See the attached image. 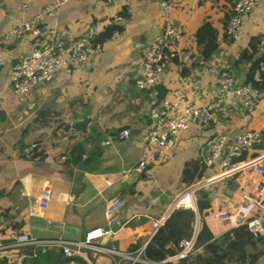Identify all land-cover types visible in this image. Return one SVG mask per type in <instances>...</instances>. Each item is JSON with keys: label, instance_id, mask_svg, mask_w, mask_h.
I'll use <instances>...</instances> for the list:
<instances>
[{"label": "crops", "instance_id": "obj_1", "mask_svg": "<svg viewBox=\"0 0 264 264\" xmlns=\"http://www.w3.org/2000/svg\"><path fill=\"white\" fill-rule=\"evenodd\" d=\"M24 1L28 4L26 13L32 14L53 0ZM161 1H65L43 23L44 32L55 27L62 36L75 38L90 24L102 22L103 29L116 24L118 33L100 40V51L70 76L59 70L28 96H21L8 80V68L24 56L34 38L29 33L22 38L5 37L26 14L20 0H0V240H7L11 233L24 232L39 239L79 241L91 227L99 225L110 231L118 224L109 238L112 246L120 250L145 246L154 235L152 219L161 218V204H172L185 188L179 181L184 161L200 157L202 145L216 129L232 135L251 128L261 132L262 139L252 151L233 159L240 168L206 167L197 181L204 184L195 191L201 189L209 195L210 207L204 219L212 234L217 236L230 229L215 215L218 211L233 210L244 194H255L260 175L250 162L256 156L264 157V0L243 16L239 35L229 43L219 40L229 0H165L170 5L168 14L159 5ZM114 15L120 18L114 20ZM167 19L172 30L167 49L174 51L176 60L164 68L157 84L171 100L208 106L215 121L207 126L190 125L165 153L149 160L140 171L136 164L144 150L142 135L150 122L149 96L146 90L136 87L135 78L142 74L149 44L163 35ZM204 20L218 29L219 43V49L206 60L191 37ZM253 38L258 43L252 52L248 42ZM209 63L227 67L237 82L249 79V71L254 69L250 78L257 82L259 92L252 114L245 115L237 97L221 94L207 71ZM182 65L187 68L185 74L180 73ZM43 110H48L51 118L47 125L38 126L36 116ZM81 121L101 138V155L86 170L62 165L66 159L63 151L73 141L65 126L73 128ZM122 128L130 129L128 137L117 136ZM34 144L38 148L29 147ZM90 146L87 142L86 147ZM40 148L46 154L40 155ZM37 160L40 162L35 164ZM46 195L50 197L42 205ZM119 196L125 198V203L109 222L107 203ZM70 247L88 264H112L104 253L74 244ZM35 249L37 255H32L29 247L23 264H56L65 256L56 243L49 244L45 251L38 245ZM0 259L1 264H6ZM257 264H264V255Z\"/></svg>", "mask_w": 264, "mask_h": 264}, {"label": "built area", "instance_id": "obj_2", "mask_svg": "<svg viewBox=\"0 0 264 264\" xmlns=\"http://www.w3.org/2000/svg\"><path fill=\"white\" fill-rule=\"evenodd\" d=\"M65 1L67 0H53L32 14H27L28 4L24 0H20V8L26 16L13 24L5 37L7 39L22 38L29 33L34 38V42L24 56L12 62L8 68V80L13 90L21 96H28L36 86L52 79L59 70H63L67 76H70L76 67L84 64L101 49L99 35L103 30L102 22L90 24L75 38L68 39L62 36L55 27H48L44 32L43 23L48 17L55 15ZM109 1L113 0H95L97 3ZM259 1L261 0H229L233 13L228 19L227 32L232 38L235 39L239 35L243 16L249 13ZM159 5L166 14L169 13L170 5L165 0H162ZM113 18L116 20L120 16L114 15ZM117 33L116 29L113 30L112 36H116ZM171 34L170 22L167 19L163 35L155 38L149 44L145 53V68L142 74L135 78L136 87L146 90L149 96L148 117L150 122L144 129L142 135L144 150L136 164V168L140 171L145 169L149 160H153L156 155L165 153L168 147L177 140L180 133L187 130L190 125L207 126L215 121L208 106L202 104L189 106L179 100H171L164 95H159L157 83L174 52L169 49L168 51L164 50ZM261 42L264 43V35ZM2 61L3 53L0 52V62ZM207 71L214 77L222 95L226 98L237 97L245 109V115L252 114L257 106L259 92L252 80L235 81L229 69L222 64L209 63ZM129 135V128H122L117 132L119 138H126ZM261 139V132L251 128L236 131L232 135L216 129L202 145L200 157L207 167L238 169L241 166L233 159L245 152L252 151ZM250 164L257 169L260 175L255 194L251 196L244 194L241 203L235 209L220 210L215 215L229 228L245 225L253 236L258 237L264 236V157L256 156ZM194 191L185 187L177 197L189 193L190 199L176 201V198L172 202V210L174 208H191L195 211L191 235L180 239L175 246V252L167 254L163 258L148 257L145 254V246L133 250H120L112 245L101 244L99 238L109 230H104L99 225L89 228L84 238L79 241H69L64 238L39 239L24 232L11 233L7 240H0V258H3L6 264H23L25 257L29 255V247H31V254L37 255L36 245L40 247L41 251H45L49 244L56 243L61 246L65 256L75 253L70 247V244H74L78 248H90L106 254L111 258L112 264H185L184 258H187L193 250L196 235L201 226ZM49 197L50 195H46L42 198V205L46 204ZM124 203L125 198L122 196L114 197L108 201L109 222L114 220V213ZM163 221L162 217L152 219L154 232ZM61 264L83 263L69 258Z\"/></svg>", "mask_w": 264, "mask_h": 264}, {"label": "trees", "instance_id": "obj_3", "mask_svg": "<svg viewBox=\"0 0 264 264\" xmlns=\"http://www.w3.org/2000/svg\"><path fill=\"white\" fill-rule=\"evenodd\" d=\"M233 13L232 7H228L226 15L223 19V34L221 39H226L227 43L232 42V38L227 32V24L230 15ZM118 30L116 24H109L103 29L99 35V39L104 41L109 38L113 30ZM218 29L209 21H202L197 29L191 34L192 39L199 48V52L204 60L209 59L213 52L218 48ZM258 39H251L248 42V49L256 51ZM221 47V45H220ZM167 49V43L164 47ZM247 49H242L244 53ZM247 53V52H246ZM175 59V53L171 56V61ZM170 61V62H171ZM169 62V63H170ZM168 63V64H169ZM167 64V65H168ZM185 66H181L180 73L185 74ZM250 69V67H249ZM254 73V69L249 71V79L256 85L250 76ZM159 95L163 96L165 91L157 84ZM35 121L38 126L47 125L51 114L48 110L39 111ZM67 127V128H66ZM70 130L69 139L73 141L63 151L66 159L62 165H76L82 169L90 168L100 157L102 148L100 145L101 138L93 132L92 129L87 130L85 122H78L70 126H65ZM91 131V132H90ZM76 137V138H74ZM90 142L91 146L86 147V143ZM29 147H37L38 144ZM40 155L46 154L41 148L38 149ZM61 156V155H60ZM206 165L201 157L189 158L184 161V165L180 172L179 181L182 186L188 187L197 182L206 170ZM197 212L201 221V226L197 232L194 242V248L187 258H184L185 264H257L264 255V236H253L245 225H238L214 236L207 226L204 215L210 207L208 192L197 189L194 192ZM195 219V211L191 208H174L170 215L156 229L154 235L145 245V254L152 259H160L167 254L175 252V246L182 238H187L193 230L192 222ZM170 246L167 248L166 245ZM136 246H133L135 248ZM199 247L201 250H199ZM1 264V259H0Z\"/></svg>", "mask_w": 264, "mask_h": 264}, {"label": "water", "instance_id": "obj_4", "mask_svg": "<svg viewBox=\"0 0 264 264\" xmlns=\"http://www.w3.org/2000/svg\"><path fill=\"white\" fill-rule=\"evenodd\" d=\"M3 65L0 63V68L2 67ZM40 161L37 160V161H34L35 164L39 163ZM204 184V181H199V182H196L189 187V189L191 190H195L196 188H199L200 186H202ZM213 196V193L210 194V197ZM172 207L173 205L172 204H168L167 202H164L163 204H161L160 208H159V213H161V217L165 220L171 213L172 211ZM118 227V224H114L112 226V228L110 229L109 232H107L106 234H104L102 237H101V244L105 245V246H111L112 243H111V240L109 239L111 234L113 233V231H115ZM76 259L78 261H80L81 263L83 264H88L86 262V260H84V258H82L81 256L79 255H70V256H64V258H62L59 262H57L56 264H61L64 260L66 259Z\"/></svg>", "mask_w": 264, "mask_h": 264}, {"label": "bare ground", "instance_id": "obj_5", "mask_svg": "<svg viewBox=\"0 0 264 264\" xmlns=\"http://www.w3.org/2000/svg\"><path fill=\"white\" fill-rule=\"evenodd\" d=\"M190 199V194L189 193H184L183 195L177 197L176 201H181V200H188Z\"/></svg>", "mask_w": 264, "mask_h": 264}, {"label": "rangeland", "instance_id": "obj_6", "mask_svg": "<svg viewBox=\"0 0 264 264\" xmlns=\"http://www.w3.org/2000/svg\"><path fill=\"white\" fill-rule=\"evenodd\" d=\"M195 223H196V220H195Z\"/></svg>", "mask_w": 264, "mask_h": 264}]
</instances>
